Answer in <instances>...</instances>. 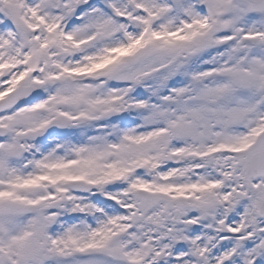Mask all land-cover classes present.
<instances>
[{"label": "snow or ice", "instance_id": "snow-or-ice-1", "mask_svg": "<svg viewBox=\"0 0 264 264\" xmlns=\"http://www.w3.org/2000/svg\"><path fill=\"white\" fill-rule=\"evenodd\" d=\"M0 264H264V0H0Z\"/></svg>", "mask_w": 264, "mask_h": 264}]
</instances>
